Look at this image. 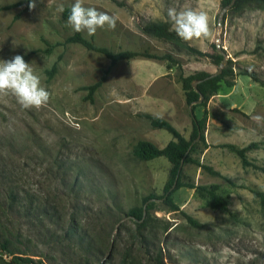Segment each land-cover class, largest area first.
<instances>
[{"label": "rangeland", "instance_id": "obj_1", "mask_svg": "<svg viewBox=\"0 0 264 264\" xmlns=\"http://www.w3.org/2000/svg\"><path fill=\"white\" fill-rule=\"evenodd\" d=\"M74 2L37 0L30 11L26 0H0V59L22 55L50 93L39 109L0 95V264L11 259L1 250L5 239L33 264H264V209L252 192H264V175L243 167L225 147H251L249 162L264 164V122L252 119L264 117V7L227 11L219 20L221 0H179L209 17V36L185 41L208 55L195 56L142 32L149 22L167 21L174 0H82L85 7L118 17L114 30L81 32L95 47L163 58L140 56L111 65L104 55L65 42L74 31L58 7ZM216 55L231 73L217 94L195 107L198 118L206 117V148L199 144L191 157L221 176L188 163L181 181L216 185L227 210H214L195 189L181 188L172 196L180 210L170 211L160 199L169 162L140 161L132 150L140 140L164 148L172 136L142 115H165L188 138L190 107L181 78L218 72L211 58ZM168 64V74L147 87L143 79L151 67L155 72ZM104 75L89 95L84 87ZM149 195L155 209L138 229L126 213ZM182 213L202 227L191 226Z\"/></svg>", "mask_w": 264, "mask_h": 264}, {"label": "trees", "instance_id": "obj_2", "mask_svg": "<svg viewBox=\"0 0 264 264\" xmlns=\"http://www.w3.org/2000/svg\"><path fill=\"white\" fill-rule=\"evenodd\" d=\"M232 0H221L220 5L223 9L228 6ZM28 3L29 0H26ZM18 2L16 4H11L2 7L3 10H7L13 8L14 6L20 5ZM257 4L264 7V0H236L232 8L229 10L230 12H237L242 10L249 5ZM70 14V8H64L62 12V19L67 20L68 15ZM225 19V18H224ZM142 32L152 38L163 40L172 44L176 48H180L185 53L195 55V56H208L201 51L193 48L188 45L185 41L179 38L176 33L171 30V26L167 22L162 21H154L147 23L143 28ZM66 43L78 44L85 48L88 51H94L96 53L104 55L109 61L111 65H115L119 61H130L137 59L140 56L144 58H154V59H163L161 57L149 55L146 53H139L135 51H120L117 53H113L106 48L95 47L92 42L88 41L82 36V33L73 32L71 36H69ZM168 58V57H164ZM212 61L216 65H220L222 62V56L216 55L211 56ZM167 69L170 70L172 67L168 64ZM57 69V65L54 64L50 70L46 73L51 77ZM231 73V70L222 69L221 74H210L207 72H195L192 75L182 77L181 85L183 94L185 97L186 104L190 107V118L192 129L188 138L182 135L178 130H176L166 119L155 116L152 114L145 113L142 115L145 119H147L154 129H162L169 132L172 136V140L169 141L164 148H158L151 142L140 140L133 147L132 154L135 158L140 161H151L155 158L164 157L170 164L169 169V177L164 186L163 195L160 197L161 200L165 202V204L169 207L170 211H179L180 207L173 201V194L181 189H195L198 194L207 199L209 206L217 211H226L227 203L226 201L217 193L218 187L216 185L211 187L204 186H194L193 184H184L181 181L182 176V168L185 164L192 163L196 166L200 167L203 170L208 171L210 174L221 176L218 172L213 171L211 168L201 164L197 159H194L192 153L197 150L199 144H202L206 148L205 142V123L206 117L203 116L198 118L195 113V107L204 105V103L212 96L218 93L221 88V84L223 83V78ZM243 75H248L251 77V74L244 73ZM105 79V75L102 79L89 87H84L85 90H88V94L92 95L97 88L102 84ZM194 83L196 84L194 87ZM228 86H232L231 83H227ZM202 98L201 101L199 99ZM199 102V103H198ZM225 147L230 148L233 152L236 153L243 167L251 166L255 169H259L261 173L264 175V164L261 166L253 165L247 159L246 153L251 149L248 148H236L233 145H225ZM176 181L175 186L173 187L174 182ZM253 194L260 200V204L264 209V192L261 191H252ZM155 198L151 195L145 196L141 199V206L132 207L126 213L127 216L132 220L134 224H136L138 229L145 228L148 219L149 212L155 209ZM145 211V215H144ZM186 221L193 227H202V224L198 223L193 217L182 213ZM1 250L6 252L10 256V261L6 264H33L34 261L30 257L17 255L18 253L14 250L10 249L9 240L5 239L1 243Z\"/></svg>", "mask_w": 264, "mask_h": 264}, {"label": "clouds", "instance_id": "obj_3", "mask_svg": "<svg viewBox=\"0 0 264 264\" xmlns=\"http://www.w3.org/2000/svg\"><path fill=\"white\" fill-rule=\"evenodd\" d=\"M37 0H29L28 8L33 10ZM58 11L63 12L61 4ZM167 22L176 35L184 41H192L210 34L209 17L203 11L182 6L179 0L167 7ZM118 17L110 15L96 7H85L82 0H75L71 5L66 24L74 32H86L88 36L96 34L98 29L116 28ZM15 45V43H14ZM12 94L25 109L41 108L50 100V93L41 85L40 77L35 74L32 63L25 61L22 55L9 59H0V95ZM257 123L264 122V117L253 115Z\"/></svg>", "mask_w": 264, "mask_h": 264}, {"label": "crops", "instance_id": "obj_4", "mask_svg": "<svg viewBox=\"0 0 264 264\" xmlns=\"http://www.w3.org/2000/svg\"><path fill=\"white\" fill-rule=\"evenodd\" d=\"M156 21H162V22H167L164 18L163 19H158V20H156ZM159 66H161L162 68H164L163 70H159V71H155V72H152V71H154V70H156V69H152V67H151V70H150V72H151V74L149 75V77L147 78V79H143L145 82H146V86L147 87H150L156 80H158L159 78H162V77H164V76H166L168 73H167V67L165 66V65H159ZM155 68H156V66H155ZM167 69V70H166ZM171 70V69H170ZM169 70V71H170ZM142 77H144V76H142ZM152 115H160V114H152ZM159 117H162V118H164V117H166L165 115H161V116H159ZM167 118V117H166ZM165 119V118H164ZM182 134V133H181ZM210 147H208V149H209ZM208 149H206L205 150V152H207V150Z\"/></svg>", "mask_w": 264, "mask_h": 264}, {"label": "water", "instance_id": "obj_5", "mask_svg": "<svg viewBox=\"0 0 264 264\" xmlns=\"http://www.w3.org/2000/svg\"><path fill=\"white\" fill-rule=\"evenodd\" d=\"M235 1H236V0H232L231 3H230L228 6L224 7V8L221 10V12H220V14H219V17H218L219 20L223 17V15H224L227 11H229V10L232 8V6L234 5ZM225 64H226V60H223V61L221 62V64H220V69H219V71L217 72V74H219V73L221 72L222 67H223ZM194 87H195V85H194ZM201 100H202V98L199 99V101H201ZM175 184H176V181L174 182L173 187L175 186ZM144 215H145V211H144Z\"/></svg>", "mask_w": 264, "mask_h": 264}]
</instances>
